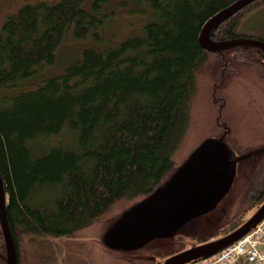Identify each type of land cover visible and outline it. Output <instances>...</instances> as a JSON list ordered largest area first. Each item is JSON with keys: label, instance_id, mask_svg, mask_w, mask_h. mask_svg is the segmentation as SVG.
<instances>
[{"label": "trees", "instance_id": "16d2710c", "mask_svg": "<svg viewBox=\"0 0 264 264\" xmlns=\"http://www.w3.org/2000/svg\"><path fill=\"white\" fill-rule=\"evenodd\" d=\"M236 1L145 0L151 17L140 35L102 50L83 46L79 57L51 75L45 74L56 67L60 45L91 40L113 13L108 0L25 3L5 19L0 177L15 264H41L35 242H48L59 255L75 254L69 245L90 233L103 238L201 142L224 141L233 124L228 92L245 78L244 71L253 77L245 84L264 106V50L207 51L199 44L204 23ZM263 5L264 0L249 3L213 26L210 38L245 37L235 33L236 23ZM229 191V217L204 235L185 228L186 241L180 234L163 259L196 238L203 244L233 232L263 204L264 137L240 153ZM153 252L138 264H156ZM0 264H6L1 226Z\"/></svg>", "mask_w": 264, "mask_h": 264}, {"label": "rangeland", "instance_id": "374dc122", "mask_svg": "<svg viewBox=\"0 0 264 264\" xmlns=\"http://www.w3.org/2000/svg\"><path fill=\"white\" fill-rule=\"evenodd\" d=\"M39 1L57 2L58 0H0V27L8 16L17 12L22 4H34ZM108 4L112 6L113 13H107L103 25L93 32L91 40L79 43L65 40L57 51L56 67L47 68L45 75L60 73L78 56L83 46H85L83 48L102 50V48L116 46L127 38L140 35L142 26L151 17V10L146 7L145 0H108ZM235 33L240 36L264 39V5L241 18L235 25ZM244 76L253 79L247 71H244ZM245 78H241L228 92L232 100L229 118L233 123L229 128V134L224 141L209 138L210 140L205 143L201 142L194 154L193 164L196 167L206 169L223 167L224 170L232 171L236 168L240 153L246 147L260 143L264 137V106L254 90L245 84L248 83ZM232 201L233 197L228 191L219 197L214 207L210 208L211 210L189 217L188 221L186 220L187 222L172 236L171 232L168 233V228L160 226L156 221H150L144 232H150L153 235H143L141 241L144 242L135 249L109 246L100 235L90 233L81 241H74L75 243L69 245L76 255L70 250L64 254H52L49 243L42 241L33 244L34 251L38 254L36 258L42 260L41 264H62L63 260L65 264H138L140 261L149 259L150 249H155L157 252H153L150 259L154 258L159 262L173 252L175 238L178 239L182 235L181 241H186L187 235L181 234L185 228L187 231L196 230L204 235L226 220L229 217ZM196 239L198 241V238ZM197 241L191 247L200 245Z\"/></svg>", "mask_w": 264, "mask_h": 264}, {"label": "water", "instance_id": "95a60500", "mask_svg": "<svg viewBox=\"0 0 264 264\" xmlns=\"http://www.w3.org/2000/svg\"><path fill=\"white\" fill-rule=\"evenodd\" d=\"M255 0H237L227 8L209 18L202 26L198 40L207 51H218L233 46H253L264 50V40L250 37H237L226 41H213L209 34L213 26L232 16ZM210 139L202 142L205 143ZM222 140V139H220ZM199 146L182 163L173 176L153 194L124 213L103 237L105 243L112 247L135 249L139 246L148 222L156 221L168 228L171 236L187 222L191 216L211 210L219 197L227 193L232 185L235 169L232 171L218 168L196 167L195 153ZM213 206V207H212ZM212 207V208H211ZM211 208V209H210ZM264 218V202L258 210L233 232L213 241L190 247L173 254L156 264H184L200 257H208L229 244L235 242ZM187 220V221H186ZM0 226L6 248V264L16 263V254L8 227L5 212V196L0 177Z\"/></svg>", "mask_w": 264, "mask_h": 264}, {"label": "built area", "instance_id": "2783aa9c", "mask_svg": "<svg viewBox=\"0 0 264 264\" xmlns=\"http://www.w3.org/2000/svg\"><path fill=\"white\" fill-rule=\"evenodd\" d=\"M264 264V219L251 231L196 264Z\"/></svg>", "mask_w": 264, "mask_h": 264}]
</instances>
